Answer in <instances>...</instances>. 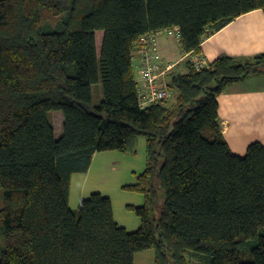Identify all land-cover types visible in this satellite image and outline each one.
I'll use <instances>...</instances> for the list:
<instances>
[{
    "label": "trees",
    "instance_id": "trees-1",
    "mask_svg": "<svg viewBox=\"0 0 264 264\" xmlns=\"http://www.w3.org/2000/svg\"><path fill=\"white\" fill-rule=\"evenodd\" d=\"M255 9L264 0H0V264H133L145 249L153 264H264V145L233 153L217 101L264 74V52L187 58L166 72L172 101L146 108L133 62L143 35L173 28L182 52L201 57L205 37ZM140 135L145 167L123 186L143 194L128 205L139 227L119 225L100 192L71 210V176Z\"/></svg>",
    "mask_w": 264,
    "mask_h": 264
},
{
    "label": "crops",
    "instance_id": "crops-1",
    "mask_svg": "<svg viewBox=\"0 0 264 264\" xmlns=\"http://www.w3.org/2000/svg\"><path fill=\"white\" fill-rule=\"evenodd\" d=\"M170 31H175L177 34V30L173 28L168 32L154 35L159 51L158 71L163 70L166 66L175 65L178 71L183 69L180 72H184V60L190 58L192 54L183 53L180 50L175 54V60L168 59L169 40L165 35ZM261 52H264V12L261 9H255L238 16L218 31L205 37L201 41L200 56L204 64H208L221 55H229L240 60ZM133 62L138 81V69L140 67V48L138 44L133 49ZM166 75L165 72L160 78L166 80ZM217 101L221 132L233 153L243 155L248 145L254 141L264 145V74L251 75L243 81L227 86L219 94ZM111 154L96 152L87 172L90 171L95 162L107 161V159L114 156ZM110 162H107L106 167L115 170V165ZM87 172L83 174L87 175ZM73 176L74 174L71 176V181ZM93 187L89 191L100 192L98 188H95L96 186ZM87 188L88 185L84 184L80 189L81 193ZM112 210L116 221L113 204Z\"/></svg>",
    "mask_w": 264,
    "mask_h": 264
},
{
    "label": "rangeland",
    "instance_id": "rangeland-1",
    "mask_svg": "<svg viewBox=\"0 0 264 264\" xmlns=\"http://www.w3.org/2000/svg\"><path fill=\"white\" fill-rule=\"evenodd\" d=\"M102 34L103 32L101 30L95 32L97 52H99L100 49ZM165 36L169 40L168 59L175 60V54L181 50V46L177 39V34L175 31H170ZM179 71H183V69H180ZM100 90V83L93 86V98L95 102L99 101V96H101ZM170 101H172V99H170L169 102ZM50 118L55 128V135L58 137L61 133L62 127L61 112H51ZM101 152L112 153L111 155L114 156L107 159V161L100 160L95 162L90 168V171L86 173L87 175L83 173L74 174L68 196V207L71 210H76L82 198H86L92 192H96L89 191L92 190L91 188H94L93 186H96L95 188H98L102 194L108 195L112 200L116 221L120 225H123L128 231H134L140 225V218L133 210L128 208V205L139 206L143 204L144 197L142 193L124 189L123 186L134 183L136 181V176L141 173L145 167V137L140 135L137 138L135 148L131 151L120 152L117 150H106ZM107 162L115 165L116 169L111 170L107 168ZM83 180L86 182L84 183ZM84 184L88 185V188L84 190L83 193H81L80 189H82ZM161 201L162 200H160L159 203H161ZM157 213L158 211L155 210V215H157ZM1 241L2 240L0 238V246H2ZM153 259V249H145L133 254V264H153ZM242 260H246V257H242Z\"/></svg>",
    "mask_w": 264,
    "mask_h": 264
},
{
    "label": "built area",
    "instance_id": "built-area-1",
    "mask_svg": "<svg viewBox=\"0 0 264 264\" xmlns=\"http://www.w3.org/2000/svg\"><path fill=\"white\" fill-rule=\"evenodd\" d=\"M168 31L163 30L158 33ZM154 35H143L138 41L140 48V67L138 69L137 92L141 108H146L159 101L169 100L172 97V91L167 87L165 81L160 78L172 65L166 66L163 70L158 71L159 51L157 43L154 40ZM190 59L194 61L196 67L204 65L201 57L191 55Z\"/></svg>",
    "mask_w": 264,
    "mask_h": 264
}]
</instances>
